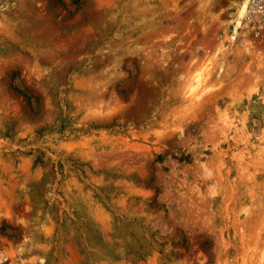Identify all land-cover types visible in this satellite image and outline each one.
Listing matches in <instances>:
<instances>
[{
  "label": "rangeland",
  "instance_id": "1",
  "mask_svg": "<svg viewBox=\"0 0 264 264\" xmlns=\"http://www.w3.org/2000/svg\"><path fill=\"white\" fill-rule=\"evenodd\" d=\"M247 2L0 0V264H264Z\"/></svg>",
  "mask_w": 264,
  "mask_h": 264
},
{
  "label": "built area",
  "instance_id": "2",
  "mask_svg": "<svg viewBox=\"0 0 264 264\" xmlns=\"http://www.w3.org/2000/svg\"><path fill=\"white\" fill-rule=\"evenodd\" d=\"M244 17L249 23L264 27V0H248Z\"/></svg>",
  "mask_w": 264,
  "mask_h": 264
},
{
  "label": "trees",
  "instance_id": "3",
  "mask_svg": "<svg viewBox=\"0 0 264 264\" xmlns=\"http://www.w3.org/2000/svg\"><path fill=\"white\" fill-rule=\"evenodd\" d=\"M18 92L21 93L24 98H26V100L28 101L29 106L31 107L33 112H37L38 110L36 108L39 107L38 98L33 97V96L31 97L29 94H26V92H23V91H20V90ZM31 101H32V103H31Z\"/></svg>",
  "mask_w": 264,
  "mask_h": 264
},
{
  "label": "bare ground",
  "instance_id": "4",
  "mask_svg": "<svg viewBox=\"0 0 264 264\" xmlns=\"http://www.w3.org/2000/svg\"><path fill=\"white\" fill-rule=\"evenodd\" d=\"M245 3H246V2H244V6H245ZM247 4H248V2H247ZM246 8H247V5H246ZM245 13H246V9H245L244 15H245ZM244 15H243V17H244Z\"/></svg>",
  "mask_w": 264,
  "mask_h": 264
}]
</instances>
